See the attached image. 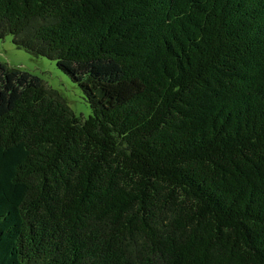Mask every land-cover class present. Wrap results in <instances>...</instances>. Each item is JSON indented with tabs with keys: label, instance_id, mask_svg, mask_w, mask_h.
<instances>
[{
	"label": "trees",
	"instance_id": "1",
	"mask_svg": "<svg viewBox=\"0 0 264 264\" xmlns=\"http://www.w3.org/2000/svg\"><path fill=\"white\" fill-rule=\"evenodd\" d=\"M77 115L0 61V264H264V0H0Z\"/></svg>",
	"mask_w": 264,
	"mask_h": 264
},
{
	"label": "rangeland",
	"instance_id": "2",
	"mask_svg": "<svg viewBox=\"0 0 264 264\" xmlns=\"http://www.w3.org/2000/svg\"><path fill=\"white\" fill-rule=\"evenodd\" d=\"M0 61L36 73L66 99L77 115H92V108L82 89L58 68L56 61L32 56L25 49L18 48L13 43L12 36L0 38Z\"/></svg>",
	"mask_w": 264,
	"mask_h": 264
}]
</instances>
